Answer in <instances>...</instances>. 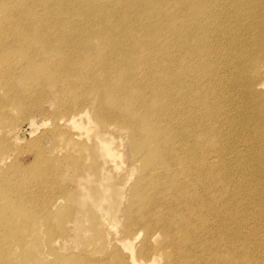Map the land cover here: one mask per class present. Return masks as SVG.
Returning a JSON list of instances; mask_svg holds the SVG:
<instances>
[{
	"label": "bare ground",
	"instance_id": "1",
	"mask_svg": "<svg viewBox=\"0 0 264 264\" xmlns=\"http://www.w3.org/2000/svg\"><path fill=\"white\" fill-rule=\"evenodd\" d=\"M260 4L264 0H0L6 16L0 22V90L8 78L9 90L13 77L43 68L42 91L50 79L58 83L62 105L44 112L55 124L43 137L58 144L52 151L59 179L72 180L58 201L70 194V202L93 197L90 208L102 224L110 221L102 234L115 253L106 264H264V214L257 210L264 208V185L256 194L257 180L238 172L248 167L238 163L249 157L252 130L232 129L230 120L238 124L244 113L225 110L236 105L229 91L250 102L254 91L263 97L252 89L245 64L263 65L264 47L262 56H253L232 26L250 31L244 17ZM257 42H264V32ZM19 47L18 56L27 59L22 63L14 57ZM66 90L74 99L68 95L64 104ZM123 101L125 110H117ZM113 124V132L131 130L133 151L122 162L141 164L132 183L131 166L128 179L109 177L119 169L105 132ZM16 126L0 119V172L15 165L12 150L25 142ZM88 131L92 141L83 140ZM255 132L250 142L258 144L264 118ZM223 140L234 149L226 152ZM256 154L264 161V149ZM96 180L104 184L95 188ZM117 189L130 197L121 211L109 206L117 200L109 191Z\"/></svg>",
	"mask_w": 264,
	"mask_h": 264
},
{
	"label": "rangeland",
	"instance_id": "2",
	"mask_svg": "<svg viewBox=\"0 0 264 264\" xmlns=\"http://www.w3.org/2000/svg\"><path fill=\"white\" fill-rule=\"evenodd\" d=\"M255 1L249 0L250 5ZM3 12L4 7L0 6V22L3 17H6ZM245 20L247 21L246 24H248L247 28L251 29L248 32H246L245 28H240L236 24L232 26L238 29L237 35L244 42L250 44L252 55H259L260 57L262 56L261 49L264 47V42L258 43L257 38L264 32V6L261 4L257 5L254 12L244 17L243 22ZM95 43L98 44L99 42ZM237 52L236 50L231 52V54L236 56L234 63L237 60ZM20 53H23V51L19 47L14 53L17 63H22L27 60L25 57H19L18 55L21 56ZM131 58L135 57L129 55L128 60ZM125 61L126 58H122L120 65ZM245 67L247 73L251 75L249 77L253 78L252 89H256L258 93L262 90L263 97L259 95L257 99L254 91L253 95L255 96H252L251 103L250 98L247 99L249 102L244 99L245 94L243 95L242 92L240 97H238V94L233 98V94H230L233 91H229L227 98L231 97L236 105H233L231 108L225 107V110L226 114L241 111L244 115H249V122L245 119L246 116L241 115L244 118L240 120V123L234 124L231 120L230 123L231 128L238 129L237 131L252 130L247 137L250 143L248 146L250 149L249 157L247 160H242L238 163L239 166L246 164L248 167L240 170L237 165V168L240 174L249 177V181L257 180L256 186L258 190L255 192L257 194L263 191L264 174L261 171L262 166H264V161L260 160V157L256 153L264 149V136L258 144L253 141L250 142V139L259 132L254 133L260 126L261 119L264 118V89H261L259 86L260 83L264 84V64L255 69L251 59L245 64ZM44 72L45 69L43 68L37 69V72L33 75L23 72L13 77L14 84L9 90L6 83L11 78H8L3 83V89L0 90V109L9 113V117L4 115L0 119L5 124L15 122V125H17L16 136H23L25 138V142L19 144L20 146L18 148L12 150L15 155L11 161L15 162V165L11 169L2 170L1 172L3 173L0 172V264H106L113 262L110 260V257L115 253L113 246L107 245V241L104 240L102 234V228L106 230L105 225L109 226L110 221L107 220L102 224L96 209L90 208L93 197L89 195L81 202H70L69 199L72 195L70 194L63 203L58 201V197H61L60 192L69 188L72 180L70 181L67 175L68 180L66 177H60L61 179H59L56 171H58L60 161L58 157L54 156L55 152L52 151L53 145L58 146V144H55L57 142L49 136L43 138L55 124V119L51 116L49 118V115H44V112L48 113L50 110H58L62 105L59 100L61 93L59 92L57 82L50 79L44 86L43 91L38 85L39 75ZM110 82L112 87L118 83L117 80ZM68 95L74 99L73 94L66 90L61 95L64 104L69 99ZM90 97L91 94L87 98L90 100ZM92 97L94 105L98 100L95 99L93 94ZM108 100L112 103L113 99L108 96ZM228 103H231V101ZM120 104H127V101L116 103L117 110H125ZM37 110L40 112H36ZM30 121L34 122L33 125H31L32 122ZM103 128L106 127H102L100 130ZM116 130L118 128L114 124L105 129L106 134L112 138L111 149L117 155L116 162L119 166V169L110 174L109 177L113 178V180H126L128 179L126 167L131 166L135 169L130 179L132 183L134 179L140 176L141 164L134 160L131 163L122 162L125 154L133 151L131 130H127L128 134H126L124 127L120 128L119 132H113ZM41 137L42 139H40ZM83 140L92 141V132H85L83 134ZM34 141H37V143L35 144ZM222 147L226 152L234 149L226 140H223ZM86 153L88 155V151ZM68 161L70 160H66L64 163ZM91 162L92 157L90 155L86 164L89 165ZM45 173H48V176ZM238 178L237 180H239ZM39 184L41 187L37 188ZM103 184L104 181L100 186ZM253 184L255 185V183ZM92 185L95 188L100 187L98 180L94 181ZM117 193L118 189L115 195L112 191H109L108 195L114 196V199L117 198L109 206H112V208H120L121 211L123 206L129 204L130 197L121 192L118 195ZM55 200L58 203L54 209H51V205ZM12 206L15 208L10 210ZM257 210L258 212L262 211V214H264V208L262 206L258 207ZM120 211L117 213L119 214ZM74 213L80 218L78 226L72 224ZM259 224L263 225V223ZM255 227L257 226L255 225ZM119 253L122 254L120 251ZM160 263L162 264L161 259Z\"/></svg>",
	"mask_w": 264,
	"mask_h": 264
}]
</instances>
